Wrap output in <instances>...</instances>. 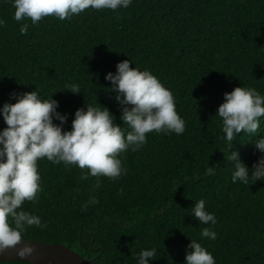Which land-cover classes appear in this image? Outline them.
I'll return each mask as SVG.
<instances>
[{"label": "trees", "instance_id": "obj_1", "mask_svg": "<svg viewBox=\"0 0 264 264\" xmlns=\"http://www.w3.org/2000/svg\"><path fill=\"white\" fill-rule=\"evenodd\" d=\"M14 12L0 0V108L16 102L13 91L37 90L42 99L53 95L69 116L66 131L86 104L107 107L123 127L105 76L130 59L172 92L185 121L183 134L152 132L138 151L122 153L126 172L116 180H82L87 169L39 160L41 191L23 210L41 226H26L24 239L62 243L92 264H136L145 249H157L148 264H184L190 239L216 264H264V181L233 183L236 162L227 160L232 147L251 169L261 155L254 142L264 136V118L256 136L242 132L229 145L215 116L235 87L264 95V0H133L127 9L50 16L36 26L15 21ZM69 84L81 93L66 90ZM92 197L99 203L89 204ZM199 200L215 215L214 227L190 215ZM204 227L217 238H201Z\"/></svg>", "mask_w": 264, "mask_h": 264}, {"label": "clouds", "instance_id": "obj_2", "mask_svg": "<svg viewBox=\"0 0 264 264\" xmlns=\"http://www.w3.org/2000/svg\"><path fill=\"white\" fill-rule=\"evenodd\" d=\"M15 9L13 19L17 22L30 20L33 26L45 18L54 16L63 21L80 15L88 9H127L133 0H5ZM6 21L0 18V27ZM28 23H21L20 33L27 34ZM130 59L117 64V71L107 73L105 80L111 83L109 92L115 93L114 100L120 105L123 127L116 123V117L105 107L86 104L75 111L71 130H65L69 116L58 111L55 99H42L37 90L17 93L0 108V115L6 124L0 130V254L15 249L23 241L26 226H41V218L23 210L26 201H34L41 191L38 161L47 159L53 164L74 165L87 169L82 180L91 177L118 179L126 169L120 155L129 150L138 151L147 143L149 133L185 131V121L176 111L172 92L148 70L133 68ZM66 90L81 93L79 86L69 84ZM218 116L224 133V140L231 145L234 138L255 134L264 118V95L255 88L235 87L224 93V102L218 107ZM59 121V123H56ZM127 126L125 128L124 126ZM254 148L261 155L251 169L240 160V153L229 148L228 161H235L232 182L264 181V136L256 139ZM211 170V167H210ZM251 173V175H249ZM96 187H100L97 180ZM92 197L89 204H98ZM88 205H84L87 208ZM199 224L213 227L217 220L206 209L204 200L197 201L191 209ZM201 238L215 240L217 233L204 227ZM184 264H216L213 255L200 242L190 239ZM35 249L26 244L17 251L22 258L31 256ZM157 249L142 250L136 264H148L155 257Z\"/></svg>", "mask_w": 264, "mask_h": 264}, {"label": "water", "instance_id": "obj_3", "mask_svg": "<svg viewBox=\"0 0 264 264\" xmlns=\"http://www.w3.org/2000/svg\"><path fill=\"white\" fill-rule=\"evenodd\" d=\"M23 241L15 249H8L0 254V262H27L31 264H92L91 260L83 257L75 250L62 243H45L41 241ZM29 244L35 251L31 256L20 258L19 248Z\"/></svg>", "mask_w": 264, "mask_h": 264}]
</instances>
